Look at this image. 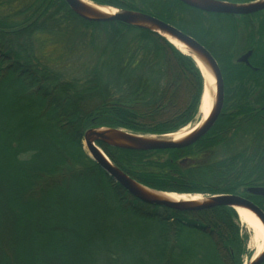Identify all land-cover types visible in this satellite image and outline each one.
I'll use <instances>...</instances> for the list:
<instances>
[{"label":"trees","instance_id":"1","mask_svg":"<svg viewBox=\"0 0 264 264\" xmlns=\"http://www.w3.org/2000/svg\"><path fill=\"white\" fill-rule=\"evenodd\" d=\"M90 1L144 12L190 34L223 79L222 110L194 143L147 151L99 143L105 154L150 188L236 193L264 211V197L246 192L264 186V9L232 15L180 0ZM250 49V65L238 62ZM202 91L194 60L147 28L85 20L64 0H0V264L249 259L234 209L142 202L82 148L92 127L164 134L195 123Z\"/></svg>","mask_w":264,"mask_h":264},{"label":"water","instance_id":"2","mask_svg":"<svg viewBox=\"0 0 264 264\" xmlns=\"http://www.w3.org/2000/svg\"><path fill=\"white\" fill-rule=\"evenodd\" d=\"M67 6L79 17L90 21H119L124 24L140 26L147 28L159 35V31H164L169 35L175 37L181 43L190 48L194 53L200 56L212 70L215 76L216 83V99L214 106L203 124L194 132L186 136L180 141L174 142L170 140H163L154 138L153 136H160L161 134H138L126 131L120 128H112L108 126L92 127L84 131L82 137V148L85 154L93 160L112 180L120 184L128 194L137 198L138 200L147 204L165 206L179 211H198L213 207L225 206L234 209L235 206L245 207L251 210L264 224V211L250 198L236 194L224 193L210 196H202L207 200L203 203L194 202H176L168 199L158 198L149 194L140 187L142 183L128 176L121 169H119L105 154L99 143H105L114 147L138 151L157 150L165 148H181L188 146L197 141L203 136L215 123L218 118L223 105V79L221 71L216 59L212 56L210 51L197 41L190 34L183 32L175 26L144 12L135 10H125L118 8V12L111 16L96 12L87 7L81 0H64ZM184 4L205 11L218 14H232L244 15L251 14L264 9V0H254L251 2L234 3L225 0H180ZM164 37L163 35H161ZM170 42L166 37H164ZM171 43V42H170ZM172 44V43H171ZM175 46L174 44H172ZM176 47V46H175ZM177 48V47H176ZM178 49V48H177ZM179 50V49H178ZM180 51V50H179ZM181 52V51H180ZM252 50H248L241 54L238 62H243L250 65L249 57ZM187 55V54H186ZM189 55V54H188ZM198 67L202 79L204 76L195 60L194 56L189 55ZM204 83V82H203ZM203 93V91H202ZM202 101V95L200 104ZM200 106V105H199ZM143 185V184H142ZM148 187V186H147ZM157 190V189H156ZM162 191V190H160ZM250 195L264 197V186H250L246 189ZM248 259L247 264H260L264 261V250L254 261ZM246 264V263H243Z\"/></svg>","mask_w":264,"mask_h":264},{"label":"bare ground","instance_id":"3","mask_svg":"<svg viewBox=\"0 0 264 264\" xmlns=\"http://www.w3.org/2000/svg\"><path fill=\"white\" fill-rule=\"evenodd\" d=\"M87 7L91 8L92 10L111 16L118 12V8L106 5V4H98L92 2L90 0H81ZM161 35L166 37L172 44H174L182 53L189 54L194 56L195 60L197 61L202 74L204 76V83H203V93H202V101L199 106V114L200 120L195 123L194 125H187L175 132H169L161 134L160 136H153L154 138H160L163 140H170V141H180L195 130H197L203 122L208 117L209 113L211 112L215 99H216V83H215V76L210 69V67L206 64V62L194 53L190 48L186 45L181 43L175 37L169 35L164 31H159ZM142 189H144L149 194H152L158 198L168 199L176 202H194V203H203L206 202V198L202 197L197 194L191 193H178V192H171V191H160L146 185H140ZM234 211L236 212L239 221L241 224L246 225L254 234V245L256 246V250L252 254L251 260L254 261L264 250V224L261 220L249 209L241 206H235ZM248 263V260L245 262Z\"/></svg>","mask_w":264,"mask_h":264},{"label":"rangeland","instance_id":"4","mask_svg":"<svg viewBox=\"0 0 264 264\" xmlns=\"http://www.w3.org/2000/svg\"><path fill=\"white\" fill-rule=\"evenodd\" d=\"M184 84L185 83L182 84V88H180V92H179V94L181 95V97L185 96L184 95V89H185ZM197 122H195V123H197ZM195 123H191V124H188V125H194ZM200 196H203V195H200ZM239 226H240L239 235H240L243 243L245 244V249H246V251H249L250 253L253 254V252L256 250V246L254 245V242H253L254 241V237H253L254 234H253V232L246 225L241 224L240 221H239ZM242 258L244 260V263L248 260V258L246 259V254L245 255L243 254L242 255Z\"/></svg>","mask_w":264,"mask_h":264},{"label":"flooded vegetation","instance_id":"5","mask_svg":"<svg viewBox=\"0 0 264 264\" xmlns=\"http://www.w3.org/2000/svg\"><path fill=\"white\" fill-rule=\"evenodd\" d=\"M246 51H248V50H246ZM246 51L242 52L241 54L245 53ZM241 54H240V55H241ZM240 55H239V56H240ZM239 56H238V57H239Z\"/></svg>","mask_w":264,"mask_h":264}]
</instances>
